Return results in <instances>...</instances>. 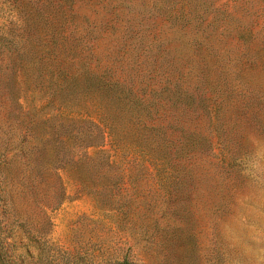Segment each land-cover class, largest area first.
<instances>
[{
	"label": "rangeland",
	"instance_id": "obj_1",
	"mask_svg": "<svg viewBox=\"0 0 264 264\" xmlns=\"http://www.w3.org/2000/svg\"><path fill=\"white\" fill-rule=\"evenodd\" d=\"M205 1L0 0V264H264V0Z\"/></svg>",
	"mask_w": 264,
	"mask_h": 264
},
{
	"label": "trees",
	"instance_id": "obj_2",
	"mask_svg": "<svg viewBox=\"0 0 264 264\" xmlns=\"http://www.w3.org/2000/svg\"><path fill=\"white\" fill-rule=\"evenodd\" d=\"M214 14L213 18L211 21L208 23V25H217L218 21L221 19L223 16L224 12L221 11L219 8L213 9L210 7L209 3H207L205 0H182V7L180 8V19L182 20H193L194 23L197 25H201L203 21V16L206 14ZM207 51H210L209 47L206 49ZM63 74L64 73H59ZM94 78V77H93ZM91 85L95 86L101 94L108 98L110 97L111 100L114 99H123V97H118L120 96L117 93V84L116 83H109L108 81L101 82V81H94L93 79H90ZM185 98H188L189 96L187 94L184 95ZM113 98V99H112ZM135 106H140V100L137 98L135 101H133ZM129 103V101H128ZM148 161V160H145ZM119 264H129L126 260H123Z\"/></svg>",
	"mask_w": 264,
	"mask_h": 264
}]
</instances>
